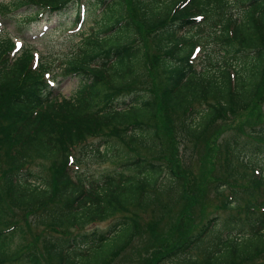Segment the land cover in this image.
I'll return each mask as SVG.
<instances>
[{"label": "trees", "instance_id": "16d2710c", "mask_svg": "<svg viewBox=\"0 0 264 264\" xmlns=\"http://www.w3.org/2000/svg\"><path fill=\"white\" fill-rule=\"evenodd\" d=\"M0 14L19 38L32 23L64 29L82 14L92 23L54 75L55 83L78 78L67 98L44 77L49 61L33 69L29 48L12 59V39L0 35V264H111L143 234L138 264L259 263L264 113L254 108L264 92V0H8ZM199 42L221 47L200 68L190 57ZM217 120L250 139L222 138L221 163L207 142L196 173L183 145L208 141ZM107 160L116 167L81 169ZM214 164L230 177L224 187L213 179L226 194L200 213ZM183 201L182 228L166 242L149 239V223ZM222 206L239 211L223 218L234 225L226 231L217 230ZM30 225L47 231L41 252L24 242Z\"/></svg>", "mask_w": 264, "mask_h": 264}, {"label": "rangeland", "instance_id": "374dc122", "mask_svg": "<svg viewBox=\"0 0 264 264\" xmlns=\"http://www.w3.org/2000/svg\"><path fill=\"white\" fill-rule=\"evenodd\" d=\"M8 2V0H0V4L4 3L6 4ZM230 10L232 11L233 15L236 14L237 9L235 8H230ZM71 13L73 14V16L75 15L74 9H71ZM1 16V15H0ZM72 16V18H73ZM71 20V18H66L65 22H69ZM2 22L4 23V25H6V29L9 33V36H11L12 38H15V32L13 31V27L11 25L7 24V21L5 22L2 19ZM92 23H88L87 21L85 22V24H83L81 27H77L74 28L71 32L69 31L70 27H64V29H60V30H50L52 28V24L48 23V27L49 29L46 30V32L44 33L45 35L43 37H38V38H33V33L34 32H41L42 31V27L44 24L42 25H38L36 26L35 24L32 23L31 28H30V32L29 29L26 27L24 29L25 31V39H26V43L29 45L31 44L32 46L31 49L35 50L38 54V56H40V62H43L44 60H46L47 62L49 61L51 63L50 70L51 71H55L57 73V67H59V65L61 63H63L66 58L68 57V54H70L73 51V55H74V49L77 50L78 45H76L78 43V41L80 42V38L84 35L83 32H87L88 30H90ZM83 28V30H81ZM204 29V28H202ZM81 30V31H80ZM80 31V32H79ZM213 43H207L205 44V47L203 45V49L200 52L201 56L203 57L204 54H206V52L208 51H212L213 53V48H215V52L219 55V52L221 50V47L218 44H214L215 47H213L212 45ZM221 45V44H220ZM25 47V46H24ZM17 56V55H16ZM19 56V55H18ZM200 56V57H201ZM199 63L202 62L201 59L198 60ZM79 86V81L78 78L74 77V78H67V80L62 81V79L57 83L56 88H59V93L61 94V97H72L75 94V91L77 89V87ZM57 93V92H56ZM256 102H259L260 106L257 107L255 106L254 111L257 112H262L264 113V92L262 93L261 97L258 98V100ZM249 111V108L245 111H243L242 116H245L246 112ZM246 117V116H245ZM244 117V118H245ZM237 119L240 118L239 113L236 116ZM248 118L243 119L245 123H248ZM252 121V120H251ZM262 122L264 123V116H262ZM224 125V128L221 129L220 125ZM259 122H257V124H253V125H258ZM249 127V126H248ZM218 130L220 133H218L216 135L215 131ZM235 133H239V135L241 136V138H245V139H250L248 138L247 134H241L240 131H237V129H234V125L233 123H228V124H223V122L221 120H217L216 122H214L210 129L207 130L205 132V138L208 140L206 141L204 139L203 140H199L198 142L193 141V143L189 142L187 144V146H185L184 143V147L186 150L183 151V161L187 164L188 169L190 168L191 170L195 171L196 173H199V171H202L201 168L203 166V160L202 155L204 154V152H206L208 149L210 150V146L207 144L206 148L204 149V146L207 142H211L213 141V143L215 144V151L216 154L215 157L213 158L214 161L218 160L220 163L224 160L223 158H221V154H220V147L217 150V146L218 143L221 141L222 138H225L226 135L231 134L235 136ZM253 141V140H251ZM204 149V150H202ZM212 150V149H211ZM246 154V153H245ZM250 154V153H249ZM251 156V154H250ZM241 157H244V154L241 155ZM247 157V154H246ZM262 158V157H261ZM182 160V159H181ZM241 161V160H240ZM214 167H212L213 172H210L212 174H209L208 179L204 180L206 181V185L204 188V192L203 195L198 198H200L199 201H197V204H202L204 203L203 208L201 209L200 213H203V209H205V211L210 210L213 211L215 209V207L217 208V204H218V199L222 198L225 196L226 191H221V193L219 194L218 192L215 191L216 188V184L213 181L214 177L218 178L220 180H222L224 182L223 187L224 186H228L227 182L229 181V178L227 176L224 175V173L222 171H220L218 164H214ZM113 167H116V164L112 163L111 161H97L96 163L93 164H89L88 165H82V170L86 169V170H90L93 171L94 173L99 174V172L101 170H107L108 168L113 169ZM215 173V174H214ZM217 179V180H218ZM202 181V180H201ZM219 181V180H218ZM244 182V181H243ZM180 207L174 204V207L167 212L163 218H161L159 221H155L156 224L154 225L153 223H149V226L151 227L150 229V236L148 237L149 239L153 240L157 237V240L159 238H162L164 242H166L168 236H172L174 232L178 231L179 229L182 228V225H179V221L180 218L178 217L177 219V214H181L180 217H182V215H185V206L186 204L183 202H179ZM240 210V209H239ZM219 212L221 213V218L218 220V225H217V230L222 229L224 231L227 230V228H229V226L231 227V225H233L232 222L226 223L223 218H229L231 216V214L235 215V216H239V211L238 208L234 207V208H230L229 206L227 207H221L219 209ZM195 215V214H194ZM155 218H158L160 215V213L157 211L154 215ZM150 217H152L151 215H145L146 219H149ZM196 217V216H194ZM153 218V217H152ZM116 219V218H115ZM185 222L186 224L190 221V219L186 216L185 218ZM113 219H109V220H105V221H100L98 224H94V223H90L87 226L88 228H93V227H98V228H102V227H108V225L111 223ZM197 222V217H196V224ZM228 224V225H225ZM29 228L25 227L27 230H25L26 232H28V234H25L24 237V242L28 245H30L31 243L35 246L36 251L41 252L42 248H43V239L45 237V235L47 234V231L44 230H40L38 229V227L36 225H30ZM234 227V225H233ZM151 230H155L154 234H151ZM231 232L236 233V229H230ZM50 232V231H49ZM156 235V236H155ZM146 234H143L142 237H140L139 235L136 236V242H132V244H130L125 251L122 252V254L117 255L116 257H114L111 261V264H138L139 260H138V254H136L135 249H133L137 243L143 245L144 240H146ZM172 238V237H171ZM170 242H172L171 240H169ZM27 248V247H26ZM259 263L258 264H264V253L263 255L259 256L258 258ZM250 262H242V263H238V264H249ZM232 264V263H231Z\"/></svg>", "mask_w": 264, "mask_h": 264}]
</instances>
